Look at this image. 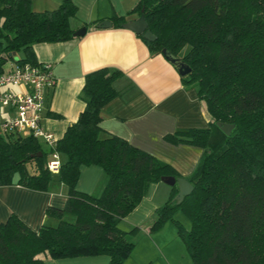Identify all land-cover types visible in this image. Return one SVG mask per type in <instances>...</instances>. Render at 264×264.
I'll use <instances>...</instances> for the list:
<instances>
[{
	"label": "trees",
	"instance_id": "16d2710c",
	"mask_svg": "<svg viewBox=\"0 0 264 264\" xmlns=\"http://www.w3.org/2000/svg\"><path fill=\"white\" fill-rule=\"evenodd\" d=\"M75 13L70 0L43 12H34L31 0H0V74L7 61L37 64L34 44L70 40ZM128 14L144 15L155 40L137 36L151 55L165 49L190 67L182 83L196 88L210 119L206 129L165 137L201 148L204 156L188 180L192 192L177 204L172 187L149 231L174 223L192 264H264V0H136ZM111 20L116 27L125 23L123 17ZM119 76L107 68L85 75V107L53 148L33 137L0 138V187L45 192L55 181L67 188L64 207L45 211L56 225L35 232L15 215L0 223V264H45L42 255H103L108 264H124L134 244L125 240L120 221L151 184L180 177L170 165L101 129V109L119 95L112 86ZM217 122L233 126L228 136ZM54 151L57 175L46 167ZM92 165L106 177L98 195L76 190L79 168ZM178 211L188 229L174 219Z\"/></svg>",
	"mask_w": 264,
	"mask_h": 264
},
{
	"label": "crops",
	"instance_id": "0c3cea01",
	"mask_svg": "<svg viewBox=\"0 0 264 264\" xmlns=\"http://www.w3.org/2000/svg\"><path fill=\"white\" fill-rule=\"evenodd\" d=\"M63 1L31 0V8L34 12L51 11ZM70 2L76 8L75 16L69 22L73 37L65 42L32 46L36 63L50 64L55 79L42 127L55 142L61 139L85 107L80 98L85 75L101 68L119 71L120 76L112 84L119 95L101 109V129L170 165L188 181L204 156V150L172 144L165 137L176 131L209 127L210 119L196 88L185 87L181 76L163 55H151L134 32L113 25V16L125 18V23L138 18L128 14L136 0ZM103 21H109L111 27H98ZM82 28L86 29L85 33L74 36ZM11 90L19 92L14 87ZM12 114L8 109L0 110L1 118ZM105 182L100 167L81 166L76 190L98 195ZM170 193L171 187L162 182L151 184L138 206L120 221L119 228L126 233L125 240L134 244L124 264H147L151 261L153 248L160 251L164 264L171 263L169 246L174 238H178L177 234L173 238L170 236L168 242H161L160 235L149 231L156 211L168 200ZM66 199V186L55 181L45 192L21 186L0 187V223L15 215L35 232L43 225L54 226L57 220L46 216L45 211L48 207L62 209ZM176 248L179 249V245ZM41 258L45 264H108L109 261L103 255L58 260L42 255Z\"/></svg>",
	"mask_w": 264,
	"mask_h": 264
},
{
	"label": "built area",
	"instance_id": "2783aa9c",
	"mask_svg": "<svg viewBox=\"0 0 264 264\" xmlns=\"http://www.w3.org/2000/svg\"><path fill=\"white\" fill-rule=\"evenodd\" d=\"M54 85L50 64H14L9 71L0 74V110L8 109L13 113L7 118L0 117V138L33 137L53 148L54 138L44 130L42 121ZM12 87L19 92H13ZM59 166V155L54 151L46 167L57 175Z\"/></svg>",
	"mask_w": 264,
	"mask_h": 264
},
{
	"label": "water",
	"instance_id": "95a60500",
	"mask_svg": "<svg viewBox=\"0 0 264 264\" xmlns=\"http://www.w3.org/2000/svg\"><path fill=\"white\" fill-rule=\"evenodd\" d=\"M100 28H108L111 27V23L109 21H103L98 25ZM123 28L128 29L132 32H134L136 35H143V38L146 41L152 42L155 40L154 35H152L147 30V24L144 18L143 14H140V16L130 22H126L122 25ZM86 29L82 28L74 33V36H81L85 33ZM163 57L174 67V69L177 71V73L181 77H185L190 73V67L182 61L179 57H176L172 54H170L165 49L162 51ZM216 126L225 134L229 135L233 126L227 125V124H221L219 122L216 123ZM41 153H38L36 156H40ZM33 157V155H32ZM161 182L169 187H176L178 192L175 196V200L177 204H180L183 199L188 196L192 192V185L184 178H174V177H163L161 178Z\"/></svg>",
	"mask_w": 264,
	"mask_h": 264
},
{
	"label": "rangeland",
	"instance_id": "374dc122",
	"mask_svg": "<svg viewBox=\"0 0 264 264\" xmlns=\"http://www.w3.org/2000/svg\"><path fill=\"white\" fill-rule=\"evenodd\" d=\"M19 57V55H17ZM13 62L7 61L4 65V70H8L12 67ZM174 219L177 220L184 228H189V222L188 220L182 215L181 212H176L174 214ZM154 234L160 235L162 242H168V238L171 236L176 237V227L174 223L167 222L160 230L156 231ZM176 240H172L169 246V249L171 250V263L169 264H192L190 258L188 257L184 246L182 242H180V239L174 238ZM176 245H179V249L176 248ZM152 250V249H151ZM162 250V249H161ZM135 253V252H134ZM137 253V252H136ZM150 253V252H149ZM167 250H165V255L167 254ZM147 264H164L162 262V257L160 255V251L158 249L153 248V255L151 256V261H147Z\"/></svg>",
	"mask_w": 264,
	"mask_h": 264
}]
</instances>
